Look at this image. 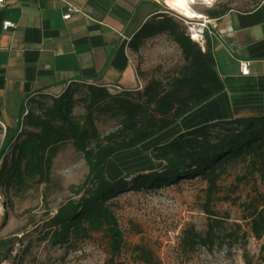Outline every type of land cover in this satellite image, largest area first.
Listing matches in <instances>:
<instances>
[{
	"label": "trees",
	"instance_id": "16d2710c",
	"mask_svg": "<svg viewBox=\"0 0 264 264\" xmlns=\"http://www.w3.org/2000/svg\"><path fill=\"white\" fill-rule=\"evenodd\" d=\"M250 1V8L242 12L255 9L264 0ZM231 10L218 4L206 9L204 15L217 20ZM161 36L177 47L181 62L160 77L146 78L137 66L144 80L141 89L110 92L101 85L73 82L58 96L37 94L28 98L15 128L4 125L0 146V187L4 189H20L26 179L48 173L52 158L66 142L81 153L87 166V174L74 192L78 199L68 200L51 220L55 243L101 232L108 239L113 263L123 248V234L111 209L112 197L127 190L167 187L193 177L204 181L211 193L226 169L240 164L264 182V114L218 120L180 132L150 149L147 158L152 168L115 180L107 176L112 157L160 136L224 90L207 33L202 49L189 37L185 25L164 8L156 10L139 28L128 48L138 54L147 41ZM77 103L84 110L81 116L73 114ZM105 119L113 121L115 128L102 136L96 124ZM202 212L207 217L205 229L199 231L193 225L184 228L182 250L192 253L197 248L211 250L223 242L229 246L240 242L243 263L254 264L246 249L247 233L241 232L237 223L227 226L211 210L209 201ZM249 226L252 237L261 240L264 204L250 218ZM5 246L0 240V249ZM11 248L2 258L8 257ZM137 252L148 264L146 252ZM260 253L264 264V243Z\"/></svg>",
	"mask_w": 264,
	"mask_h": 264
},
{
	"label": "rangeland",
	"instance_id": "374dc122",
	"mask_svg": "<svg viewBox=\"0 0 264 264\" xmlns=\"http://www.w3.org/2000/svg\"><path fill=\"white\" fill-rule=\"evenodd\" d=\"M160 3L170 13L177 14L161 0ZM250 3V0H212V6L205 7L196 1L191 8L204 15L206 9L218 4L233 11H245ZM134 61L147 78L160 77L175 69L181 59L177 47L161 36L147 41ZM83 113L77 103L73 114ZM15 125L11 127L14 129ZM96 126L103 136L114 130L115 123L105 119ZM1 129L0 146L5 134V129ZM145 144L112 157L107 163V176L115 180L126 175L132 165H140L155 146L145 147ZM116 171L120 173L118 177ZM86 174L81 153L66 142L52 158L48 173L26 179L17 190L0 187V240L6 242L0 249V259L9 247L17 244L18 258L12 264H146L139 257V249L146 252L148 264H244L240 242L233 246L223 242L211 250L197 248L192 253L182 250L180 239L184 228L193 225L199 231L205 229L207 217L202 206L209 201L211 210L227 226L237 223L241 232L247 233L246 249L254 264H262L260 247L264 236L261 240L253 238L249 225L250 218L264 204V182L246 165L229 166L211 193L207 192L204 181L193 177L167 187L127 190L112 197L111 209L123 234V248L113 263L108 239L101 232L87 238L69 237L63 243L53 241L51 220L68 200L78 199L74 192Z\"/></svg>",
	"mask_w": 264,
	"mask_h": 264
},
{
	"label": "crops",
	"instance_id": "0c3cea01",
	"mask_svg": "<svg viewBox=\"0 0 264 264\" xmlns=\"http://www.w3.org/2000/svg\"><path fill=\"white\" fill-rule=\"evenodd\" d=\"M67 3L81 12L64 21ZM163 8L160 0H3L0 122L16 124L28 98L58 96L73 82L115 91L141 89L137 54L128 43ZM4 21L15 27L3 31ZM208 25L224 90L180 119L169 137L205 123L264 114V1L249 12L231 10L208 19ZM240 62L246 65L245 74Z\"/></svg>",
	"mask_w": 264,
	"mask_h": 264
},
{
	"label": "built area",
	"instance_id": "2783aa9c",
	"mask_svg": "<svg viewBox=\"0 0 264 264\" xmlns=\"http://www.w3.org/2000/svg\"><path fill=\"white\" fill-rule=\"evenodd\" d=\"M202 5L205 7H210L212 6V0H202ZM3 6V0H0V8ZM81 12L80 8L71 4L67 3L66 4V10L64 14L62 15V19L64 21H67L71 19L72 15L79 14ZM178 14V13H177ZM173 14L178 20H180L186 27L187 33L189 37L197 42L201 47L204 45V35L205 33H210L211 29L208 25V18L206 16H203L201 19H189L185 18L181 15ZM15 25L12 22L9 21H4L1 25V28L3 31L14 28ZM240 67V72L241 74L246 73V65L244 62L239 63ZM0 126L5 129V126L3 123L0 122ZM17 248L18 245L16 244L14 247L11 248V251L6 258H1L0 259V264H12L13 261H15L18 258L17 255Z\"/></svg>",
	"mask_w": 264,
	"mask_h": 264
},
{
	"label": "bare ground",
	"instance_id": "6f19581e",
	"mask_svg": "<svg viewBox=\"0 0 264 264\" xmlns=\"http://www.w3.org/2000/svg\"><path fill=\"white\" fill-rule=\"evenodd\" d=\"M164 1L165 5L171 9L172 11L178 13L179 15L189 18V19H201L203 16L199 14L198 12H195L191 5H193L196 1H202V0H162ZM176 129H172L168 132L163 133L161 136L156 137L152 140H150L148 143H146L145 147H151L154 144H157L164 139L168 138L172 133H174Z\"/></svg>",
	"mask_w": 264,
	"mask_h": 264
},
{
	"label": "water",
	"instance_id": "95a60500",
	"mask_svg": "<svg viewBox=\"0 0 264 264\" xmlns=\"http://www.w3.org/2000/svg\"><path fill=\"white\" fill-rule=\"evenodd\" d=\"M153 147V146H152ZM151 147V148H152ZM141 164L136 166L135 165H132V167L130 168V170H128L129 172L128 173H139V172H144L150 168H152V164L151 162L149 161V159L147 158V156L145 157V159L141 160L140 161ZM127 169V168H126ZM125 170V169H124Z\"/></svg>",
	"mask_w": 264,
	"mask_h": 264
}]
</instances>
